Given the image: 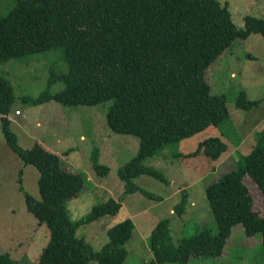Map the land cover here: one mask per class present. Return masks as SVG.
<instances>
[{
  "label": "trees",
  "instance_id": "obj_1",
  "mask_svg": "<svg viewBox=\"0 0 264 264\" xmlns=\"http://www.w3.org/2000/svg\"><path fill=\"white\" fill-rule=\"evenodd\" d=\"M9 12L0 16V64L59 48L67 70L49 69L46 87L62 82L55 93L47 89L22 101L39 105L55 100L64 105H94L111 100L106 124L115 134L137 137L135 156L117 171L124 193L140 191L151 199L159 197L142 191L133 179L147 175L165 181L155 169L143 165L162 147L178 143L219 127L229 114L223 94L212 92L206 79L208 67L233 41L252 34L264 39V19L245 15L243 27L230 18L227 3L219 0H13ZM264 1V0H263ZM14 100L10 82L0 75L1 131L10 150L23 166L38 173V198L23 192L27 211L48 230L37 264H122L124 244L132 235L134 222L126 218L107 229V241L94 251L76 235V230L107 215H114L121 202L112 197L92 205L86 216L74 221L67 203L84 190L87 178L64 166L61 157L35 141L29 149L18 146L8 117ZM241 91L236 106L249 110L259 105ZM227 150L217 137L198 144L187 157L203 154L216 161ZM92 166L100 176L109 168ZM249 177L263 199V215L253 209V199L244 183ZM19 182V179H18ZM20 183V182H19ZM206 201L216 231L200 225L196 232L177 243L170 232V218L158 220L147 239L153 256L141 264H187L193 256H218L234 225L241 224L247 236L260 234L264 249V130L257 132L250 152L239 155L234 168L205 186ZM188 194L173 212H186ZM0 264H14L8 253L0 252Z\"/></svg>",
  "mask_w": 264,
  "mask_h": 264
},
{
  "label": "rangeland",
  "instance_id": "obj_2",
  "mask_svg": "<svg viewBox=\"0 0 264 264\" xmlns=\"http://www.w3.org/2000/svg\"><path fill=\"white\" fill-rule=\"evenodd\" d=\"M219 1L227 3L231 21L237 27H243L245 15L264 19L263 0ZM13 5V0H0V16L6 15ZM49 69L58 73L67 70L59 48L2 62L0 75L13 88L14 100L8 117L18 146L29 149L38 141L57 153L66 168L82 173L88 180L79 196L67 203L72 220L86 216L93 204L110 197L121 202V208L114 215L80 226L77 236H82L97 251L107 241V229L130 218L135 228L124 244L127 255L122 264H141L150 258L147 239L160 219L170 218L175 243L196 232L200 225L208 227L211 233L216 231L205 198V186L233 169L238 156L250 152L257 132L264 130V39L261 35L252 34L245 40L233 41L224 60L213 62L206 71L212 92L225 97L228 118L219 127L210 126L190 138L162 147L143 161V165L157 170L165 181L141 175L133 183L140 190L159 197L158 200L145 197L140 191L124 193L117 171L135 156L139 140L115 134L108 128L106 111L111 100L94 105H64L55 100L32 105L22 101V96L34 97L45 89L55 93L63 88L60 81L46 87ZM229 70H234L236 75H230ZM241 91L248 99L259 100V105L249 110L237 107L236 99ZM209 137H217L227 146L216 161H209L203 154L186 156ZM94 151H97V163L109 168L104 177L92 166ZM37 175L34 167L23 166L7 146L0 121V252L8 253L14 264H37L40 250L48 239L47 228L37 223L23 201V192L38 198ZM244 183L252 196L253 209L263 215L260 189L249 177L244 178ZM182 190L188 194V203L186 212L177 216L172 208L181 199ZM260 241V234L247 236L241 224H237L220 255L193 256L187 264H264ZM88 264H97V261L92 259Z\"/></svg>",
  "mask_w": 264,
  "mask_h": 264
},
{
  "label": "crops",
  "instance_id": "obj_3",
  "mask_svg": "<svg viewBox=\"0 0 264 264\" xmlns=\"http://www.w3.org/2000/svg\"><path fill=\"white\" fill-rule=\"evenodd\" d=\"M229 53V48L228 49H226L224 52H222L221 54H220V56L217 58V63H219V62H221V61H223L224 60V58H225V55H227ZM234 72V70H229V73H230V75H236V74H234L233 72ZM36 125H38V124H36ZM153 228V227H152ZM151 231V230H150ZM150 257L151 256H153V252L151 251L150 252Z\"/></svg>",
  "mask_w": 264,
  "mask_h": 264
}]
</instances>
